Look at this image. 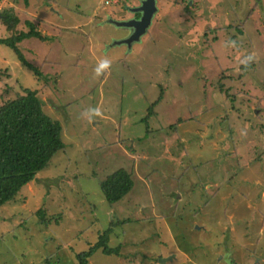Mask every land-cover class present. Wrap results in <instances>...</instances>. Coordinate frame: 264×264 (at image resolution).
Segmentation results:
<instances>
[{
    "label": "rangeland",
    "instance_id": "1",
    "mask_svg": "<svg viewBox=\"0 0 264 264\" xmlns=\"http://www.w3.org/2000/svg\"><path fill=\"white\" fill-rule=\"evenodd\" d=\"M142 1L0 0V40L8 10L44 37L19 45L42 78L0 44V107L37 90L66 144L0 209V264H79L105 233L121 256L88 264H264V0H158L141 41L112 46L125 29L93 17ZM119 169L133 189L112 206L100 183Z\"/></svg>",
    "mask_w": 264,
    "mask_h": 264
},
{
    "label": "trees",
    "instance_id": "2",
    "mask_svg": "<svg viewBox=\"0 0 264 264\" xmlns=\"http://www.w3.org/2000/svg\"><path fill=\"white\" fill-rule=\"evenodd\" d=\"M140 15L137 17L140 18ZM2 16L3 25L13 36L0 40V44L10 48L25 67L42 78L40 70L24 58L19 45L30 38L44 37L33 25H30L28 33L16 32L20 20L12 10L5 11ZM47 83L48 80H45ZM62 130L61 123L44 111L37 90L27 89L0 107V209L14 201L23 188L51 165L58 154L66 153ZM100 187L105 201L113 206L133 189L132 175L125 169H119L106 177ZM40 215L44 217L42 213ZM108 237V233H105L103 240L94 247L77 254L78 263L88 264L89 258L99 250L106 255L120 257V248L113 249L107 245Z\"/></svg>",
    "mask_w": 264,
    "mask_h": 264
},
{
    "label": "water",
    "instance_id": "3",
    "mask_svg": "<svg viewBox=\"0 0 264 264\" xmlns=\"http://www.w3.org/2000/svg\"><path fill=\"white\" fill-rule=\"evenodd\" d=\"M156 12V0H145L138 9L132 11V13H140V19H131L130 21L125 22L110 21L109 23L112 25H115L118 28H127L131 32L128 38L116 42L115 45L126 44L128 47H131L133 43L140 42L141 38L147 34L152 18ZM173 259L174 257L161 259V264H166Z\"/></svg>",
    "mask_w": 264,
    "mask_h": 264
},
{
    "label": "crops",
    "instance_id": "4",
    "mask_svg": "<svg viewBox=\"0 0 264 264\" xmlns=\"http://www.w3.org/2000/svg\"><path fill=\"white\" fill-rule=\"evenodd\" d=\"M143 1H145V0H143ZM143 1L142 2H139V7L142 5V3H143ZM108 3H110L109 1H107L106 2V4H108ZM157 3H158V0H156V7H157ZM111 4V3H110ZM127 5H129V3L127 2ZM137 5V6H138ZM130 8V7H129ZM128 9V8H127ZM134 9H138V7H136V6H133V7H131V9H129L128 11H133ZM55 10L53 9V12H54ZM157 12H158V8H157ZM132 15L134 16V15H136V13H132ZM119 18H116V17H111V15H109L108 13H107V16L106 17H104V18H100V17H98V16H94L93 17V19L95 20V22L94 23H97V24H103L104 25V23H105V25H112L111 23H109L110 21H112V20H116V21H122V19H123V15H117ZM140 17H141V15H140ZM137 19H140V18H137ZM50 20V19H49ZM50 24H53V25H55L54 23H52V20H50ZM115 26V25H114ZM125 29V31H126V37L128 38L129 36H130V31H129V29H127V28H124ZM145 36V35H144ZM142 39V38H141ZM136 43V42H135ZM134 44V43H133ZM132 44V46L131 47H134V45ZM112 46H117V45H115V44H113ZM131 47H129V48H131ZM132 49V48H131ZM120 61H122V60H120ZM222 124H220V126H221ZM219 126V125H218ZM207 127H209V126H207ZM210 127H212V126H210ZM222 127V126H221ZM207 133V131H198L197 132V135H200V136H202L200 139H199V141L198 142H200V144H199V147H201L203 144H205L204 142L207 140V138H206V134ZM222 135H224L223 134V131H222V129L221 128H219L218 127V130H216V132H211V135H210V139H208L209 140V144H208V147H209V150L208 151H211V153H210V155H212V152L214 153V155H213V157H215V156H217L218 157V154H219V152L221 151V149H222V142H223V140H225V139H229V138H227L228 136V134L225 136H222ZM184 139H185V137H184ZM207 140V141H208ZM233 149V151H234V153H237V147L235 146V145H233V147H232ZM198 152H201V151H199L198 150ZM233 153V152H232ZM226 156H229V153H228V150H226ZM217 159V158H216ZM248 180V179H247ZM217 185H219L218 183L216 184H214V183H209V185H208V187L210 188H212L213 186L214 187H216L217 188ZM220 187V186H219ZM205 188V187H204ZM212 198H215L216 196H214V194H212V196H211ZM238 205V204H237ZM248 207V206H247ZM249 209H251V207H248ZM259 212V217H261V216H263L264 217V214H261L260 213V211H258ZM242 216H243V212H242ZM161 255H163V254H161Z\"/></svg>",
    "mask_w": 264,
    "mask_h": 264
}]
</instances>
